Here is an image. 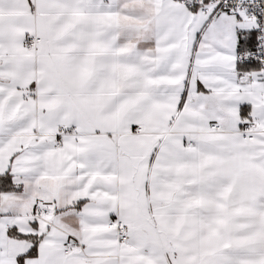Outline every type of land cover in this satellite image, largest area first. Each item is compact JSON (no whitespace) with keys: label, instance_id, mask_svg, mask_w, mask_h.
<instances>
[{"label":"snow or ice","instance_id":"obj_1","mask_svg":"<svg viewBox=\"0 0 264 264\" xmlns=\"http://www.w3.org/2000/svg\"><path fill=\"white\" fill-rule=\"evenodd\" d=\"M0 264H264V0H0Z\"/></svg>","mask_w":264,"mask_h":264}]
</instances>
